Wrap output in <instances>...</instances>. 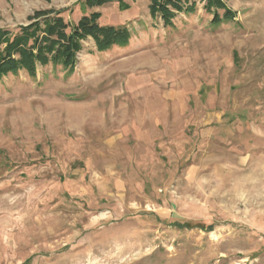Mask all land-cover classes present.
Returning a JSON list of instances; mask_svg holds the SVG:
<instances>
[{
  "label": "rangeland",
  "instance_id": "1",
  "mask_svg": "<svg viewBox=\"0 0 264 264\" xmlns=\"http://www.w3.org/2000/svg\"><path fill=\"white\" fill-rule=\"evenodd\" d=\"M223 1L0 0L131 33L0 78V264H264V0Z\"/></svg>",
  "mask_w": 264,
  "mask_h": 264
},
{
  "label": "trees",
  "instance_id": "2",
  "mask_svg": "<svg viewBox=\"0 0 264 264\" xmlns=\"http://www.w3.org/2000/svg\"><path fill=\"white\" fill-rule=\"evenodd\" d=\"M86 1L90 5H103L115 0ZM189 2L190 0H185L187 5H184L181 0H152L151 11L153 14L159 12L168 24L172 23L176 11L189 13L196 8V3ZM170 5L174 9H170ZM205 7L224 9L222 16L214 12L215 25L235 18V13L226 7L223 0H205ZM50 16L51 14L46 12H39L37 18L42 17V23L41 20H36L21 26L15 35L9 30L0 29V46L5 44V47L0 49V78L20 68L34 73L39 65L63 64L72 69L77 62L78 52L83 48L82 41L88 37L94 38L99 51H105L116 45H127L131 34L127 27L101 25L98 22V13L83 16L71 30L70 25L62 18Z\"/></svg>",
  "mask_w": 264,
  "mask_h": 264
}]
</instances>
